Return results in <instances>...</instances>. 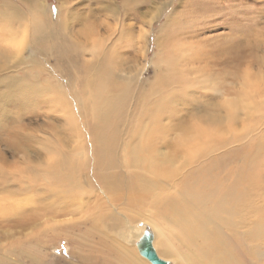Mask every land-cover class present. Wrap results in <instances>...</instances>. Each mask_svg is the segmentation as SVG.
I'll use <instances>...</instances> for the list:
<instances>
[{
	"label": "rangeland",
	"instance_id": "obj_1",
	"mask_svg": "<svg viewBox=\"0 0 264 264\" xmlns=\"http://www.w3.org/2000/svg\"><path fill=\"white\" fill-rule=\"evenodd\" d=\"M6 1L26 6V0H0V6ZM41 1L56 15L61 6L66 9L63 5L73 10L67 20L71 34L82 41L76 56L80 64L95 61V40L101 45L94 49L112 43L114 110L105 112L106 117L98 111L94 116L90 98L108 92L81 90L71 63H64L69 75L61 76L48 64L53 61L41 57L45 71H39L29 61L34 53L29 39L25 44L22 28L11 29V34L3 27L7 24L0 25V48L8 47L14 57L0 75H33L31 81L42 82L50 77L49 83L70 102L69 109L59 104L48 114L44 100L36 111L27 108L15 120L12 100L0 106V203L12 205L9 201L15 200L18 206L14 212L0 210V264H123L116 257L118 250H113L115 242H121L100 217L107 209L127 217L133 210L140 216L131 222L124 248L136 250L129 236L146 224L173 243L174 257H160L172 264H264V0ZM108 2L112 12L105 7ZM89 35L91 43L86 45ZM115 80L130 84L127 92L121 91L125 98L119 104ZM106 82L103 78L98 84ZM59 95L37 94L55 100ZM15 100L24 97L17 93ZM87 116L101 120L89 126L82 121ZM71 117L75 127L70 130ZM128 127L135 135L131 141ZM117 134L109 149L113 165L126 162L122 152L130 155L135 145L136 154L146 160L141 168H129L127 162L121 170L125 177L155 176L167 186L165 191L194 185L200 190L193 193L194 202L206 217L218 208L219 198L226 197L230 211L211 218L217 233L213 230L207 243L199 238L189 248L177 240L165 222V211L148 198L128 204L125 191L114 205L102 187L70 192L64 186L68 184L45 171L30 173L33 162L51 157L41 151L42 145L50 144L78 153L92 171L95 139ZM147 139L150 149L145 148ZM163 154L174 157L167 171L176 173L158 174L153 156L161 161ZM50 160L57 163L54 157ZM203 178L206 182H200ZM81 179L88 184L85 174Z\"/></svg>",
	"mask_w": 264,
	"mask_h": 264
},
{
	"label": "bare ground",
	"instance_id": "obj_2",
	"mask_svg": "<svg viewBox=\"0 0 264 264\" xmlns=\"http://www.w3.org/2000/svg\"><path fill=\"white\" fill-rule=\"evenodd\" d=\"M25 4V8H22L16 7L14 4L10 3V1H6L5 4L2 3L0 6V25L7 24L8 27H6V25L3 27L8 29V33H11V29L15 30L22 28L25 44L27 43V39H29L30 46L32 47L34 53L29 58V61L34 65L35 68H38L39 71L43 72L45 69L41 65L40 58L46 57L48 62L53 61L52 64L48 62L47 63L53 66V69H55L56 73H59L61 76L69 75L67 69L64 67V63L74 64V71L77 74L76 83L80 86L81 90L86 88H98L100 90L104 89V91L109 93L108 96L104 97L103 95L96 93L90 98V106L96 108L92 112L94 113V116H96L98 112L101 114V116L105 117L108 115L104 114L105 112L112 111L113 113L114 108L111 105V102H114L112 99V43L106 48L104 47L102 49H94L101 45L100 40L97 39L94 41V43H91V35L93 36V34L89 35V39L86 40V45L91 43L92 49L98 56H96L93 59L95 61L90 64H80V62H78L76 59V56L77 53L82 51L80 46V42L82 41L78 37H74L71 34L67 20V17L73 12V10L68 8L66 5H63L66 7V9H63L61 6L59 10L60 15H56L52 7L48 6L44 1L26 0ZM105 7L108 9V11L112 12V6L110 3ZM28 12L34 18L33 23L31 20L30 23L28 22L30 18L29 15H27ZM16 22H18V25L15 28ZM21 22H26V26L22 25L21 27ZM87 30H91L86 29V32L90 34ZM98 35L103 38L102 35ZM108 36L111 38L112 34L109 33ZM19 55L20 54L17 53L18 58H16V60L21 61ZM11 57H13L12 51L8 49V47L3 49L0 48V70L4 71L7 69L6 67L8 64H10L9 59ZM17 63V61L14 62V64ZM23 63H27V61H23ZM27 66L28 63L26 67ZM26 73L29 74V69L26 70ZM32 77L34 76H28L26 74L16 76L13 73L0 75V106L4 105L2 104L4 100H12L15 111L13 120L17 118L21 111H24L27 108H31L36 111V109L40 107V103L44 100V105L50 107L48 114L51 112L50 110H52L55 106L58 107L59 104L61 105V109L63 107L65 110L70 108V102L66 96L60 93V88L57 89L54 84L49 83L51 81L50 77H46L45 81L43 82L31 81ZM103 78L106 79L107 82L99 85L98 83ZM68 86L71 88L72 92L77 93L75 90H73V85L69 84ZM52 87L55 90H53ZM129 88L130 84L123 80H115L113 82V92L117 95L115 98V102L117 104H119V101H122L125 98V96H122L123 94H121V91L127 92ZM3 91L5 93H2ZM42 91H46L49 95L55 93H59L60 95L56 100L52 97H46V99H43L41 96H37V94ZM17 93H21L24 97V100L16 101L15 98ZM3 97H5V99ZM69 119L71 121V130L75 127V119L73 117ZM100 120L101 117L92 119L88 116L83 117L82 119L83 124L88 123L89 126L93 125L94 123H98ZM219 122L221 121H216V123ZM95 126L96 125H94V127ZM128 128L127 134L131 141L134 139L135 135L131 133V127ZM16 133L19 132H15V134ZM201 133L204 132L201 131ZM209 133L211 132H206V134ZM118 135L119 134L112 135L111 139L102 138L100 136L95 139V143L92 146L90 154L94 160L92 162L93 166L91 167L92 171H90V166L88 167L84 159L80 157L81 155H77L78 153L74 154L73 152H67V150L63 147L50 144L49 146L42 145L41 151L45 154L48 153L51 155V157L47 160V162H33L30 173L36 174L38 171L37 169L45 171L50 177L59 179L58 182L62 181L63 184H68L64 186L66 187L65 189L68 187L70 192L76 191V189H88L90 191L96 186L102 187L109 194V198L112 200V204L114 205L116 203L114 201L121 199L124 196L123 194L125 191L129 192L128 204L130 202L134 204L135 201L136 205L139 201L138 198H148L151 204H156L165 211L167 216L165 222L169 224L174 234L177 236V240H179L181 243H187L189 248L193 245V242L199 238L207 243L210 237L214 236V231L217 233V229L211 221V218L217 217L215 214H222L223 212L228 214L230 211L226 197H220L218 200V208L212 212V215L208 214L209 217H206L207 215L204 208L194 202L197 198L193 196V193L200 192L198 188H193L194 185L181 186L177 188L174 186L171 188V190L165 191L164 189H166L167 186L165 184L158 183L159 180L155 176L154 179L153 176L146 177L144 174L142 175L134 173V179L131 177L128 178L129 175L125 177L124 174L121 173V170L123 169V166L126 168L127 162L129 168H141L146 165V160H144L142 157L140 158V156L136 154V149L138 150V148L135 145L132 147L130 155L122 152V155H124L127 159L126 162H117L113 165V156H111L109 149H111L112 140ZM122 143H126L124 137ZM145 148L150 149L149 139H147L145 142ZM52 157L56 159L57 163L50 160ZM153 157L154 163L159 168L158 174L160 176L163 174L169 175L176 173V171H167V169L173 168L174 163L172 162L175 161L174 157L163 154L162 157L164 158H162L161 161L157 156ZM39 163L45 166L37 167ZM83 174L86 175V181L88 182L87 185H84V182L81 179ZM200 182H206V178L201 179ZM196 186H198V183ZM117 195L119 196L116 199ZM9 202L14 203H12V205L7 204V202L0 203V210L3 211V214L14 212L15 209H18L15 200ZM17 203L19 204V201H17ZM39 210L43 211V208H40ZM31 215H33L35 219L34 214ZM121 215L122 213L120 212L119 214L114 212V209L113 211L107 209V211H104L100 214L104 227L111 230L112 233L114 232L121 242L120 244L115 240L117 249H115L113 246V250H118L116 257L119 255L118 257L123 264H152L148 258L140 255L136 244H133L136 250L124 248L122 245V242L125 240L128 234V229L131 227V222L133 220L138 222L140 216L133 210L132 213L128 214V217ZM151 229L154 234L153 244L157 254H159V257H174L175 250L174 245H172L173 243L168 238L164 237L159 232L158 228H154L152 226ZM132 233V236H128L135 238L141 233V229L138 228ZM130 243L132 242L130 241ZM135 253H138L140 259ZM165 261L169 262L168 264H172L171 261Z\"/></svg>",
	"mask_w": 264,
	"mask_h": 264
},
{
	"label": "water",
	"instance_id": "obj_3",
	"mask_svg": "<svg viewBox=\"0 0 264 264\" xmlns=\"http://www.w3.org/2000/svg\"><path fill=\"white\" fill-rule=\"evenodd\" d=\"M154 234L152 229L143 224L141 227V233L138 234L132 242L136 244L141 256L148 258L152 264H168L165 260L161 259L156 252L153 244Z\"/></svg>",
	"mask_w": 264,
	"mask_h": 264
}]
</instances>
